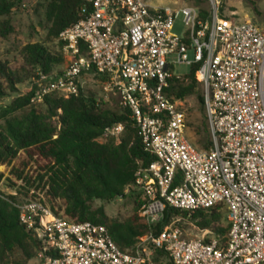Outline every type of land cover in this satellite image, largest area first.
I'll list each match as a JSON object with an SVG mask.
<instances>
[{"label": "built area", "instance_id": "obj_1", "mask_svg": "<svg viewBox=\"0 0 264 264\" xmlns=\"http://www.w3.org/2000/svg\"><path fill=\"white\" fill-rule=\"evenodd\" d=\"M82 1L81 19L56 39L68 63L60 72L37 73L31 105L51 95L78 96L83 76L97 77L154 158L135 172L141 217L152 226L167 207L194 213L223 206L228 241L210 230L188 238L170 224L138 238L128 253L103 225L74 223L38 201L15 203L20 224L42 245L40 264H152L155 249L173 264H264V29L223 17L220 0H209L206 15L146 0ZM181 15L185 30L176 36ZM176 65L197 67L209 151L191 143L182 101L167 93L182 77ZM125 131V123L114 124L97 141L120 144Z\"/></svg>", "mask_w": 264, "mask_h": 264}, {"label": "trees", "instance_id": "obj_2", "mask_svg": "<svg viewBox=\"0 0 264 264\" xmlns=\"http://www.w3.org/2000/svg\"><path fill=\"white\" fill-rule=\"evenodd\" d=\"M21 1L0 0V37L14 32L6 17ZM82 6V0H48L49 38L57 39L63 30L76 24L81 19ZM202 13L207 14L206 10ZM21 60V69L0 60V100L14 96L0 114L4 122L0 130V166L19 162L12 168L10 177L0 172V184L5 183L16 191L15 195L0 198V264H19L18 260H8L17 254L23 261L31 260L42 250L40 241L19 222V210L14 204L22 201L17 195L41 202L56 215L74 223L105 226L123 252L134 253L138 238L151 231L158 234L183 216H191L200 230H210L222 244L227 243L229 224L223 206L194 213L167 207L163 221L152 226L137 213L128 221H119L109 217L104 206L95 207L96 201L111 203L126 197L127 190L140 195L137 201L140 207L141 194L134 187L135 172L141 165L148 166L154 158L145 152L138 129L123 110L105 109L82 90L70 98L47 96L41 105L45 111H37L31 105L34 89L21 95L17 86L22 83L24 73L34 71V77L39 72L53 73L54 68L64 63V57L62 53H51L40 43H31L22 48ZM196 72L195 66L188 76L174 77L167 93L179 101L196 97L204 107L203 88ZM117 123L126 125L121 143L116 144L114 140L99 143L97 140L103 131ZM189 124L187 120V129ZM206 126L204 133L211 148L207 118ZM210 148L197 149L209 151ZM154 253L157 258H168L162 250L155 249Z\"/></svg>", "mask_w": 264, "mask_h": 264}, {"label": "rangeland", "instance_id": "obj_3", "mask_svg": "<svg viewBox=\"0 0 264 264\" xmlns=\"http://www.w3.org/2000/svg\"><path fill=\"white\" fill-rule=\"evenodd\" d=\"M146 0L150 4L156 5H169L174 8L189 5L191 7L199 8L201 11L206 10L209 6V0ZM222 9L221 13L225 16H234L238 22L250 21L256 26L264 29V0H220ZM48 0H22L6 19L14 27V32L7 37H0V60L7 61L10 66L21 69V50L24 46L31 43H40L46 47L51 53H62L61 46L57 43L56 39L49 38L50 23L46 19V6ZM185 30L183 23V16L178 17L174 23L172 34L182 36ZM190 57L192 53L190 52ZM68 63L64 57V63L61 66L54 68V72L62 71ZM192 67L187 65H176L175 74L178 76H188L191 73ZM37 75V74H36ZM36 79L34 71L24 73L22 83L17 87L19 94L24 95L33 87ZM83 92L87 96H93L104 106L105 109L120 112L118 100L113 96H108L97 77L92 75H85L82 78ZM14 96L7 97L0 100V114L1 111L9 105ZM39 112H44V106H35ZM182 109L187 115L189 121V128L186 135L199 149H209L211 146L210 140H206V113L205 109L196 97H189L182 101ZM3 120L0 119V130L3 126ZM205 129V130H204ZM110 140H101L100 143H107ZM19 162L14 161L10 165L0 166V172L5 174V177H10V172L14 166H18ZM15 190L9 188L5 183L0 184V194L15 195ZM126 197L114 200L111 203L96 201L94 206H104L106 214L119 221H128L135 213L141 217V207L138 206L137 201L140 200V195L137 193L131 194L129 190L126 191ZM139 195V199L137 197ZM20 201L26 200L23 195H17ZM171 224L179 227L185 236L188 238L200 237V229L197 227L196 222L191 216H183L174 219ZM8 260H18L19 264H40V258L37 256L28 261H23L20 254L14 257H9ZM152 264H171L168 258H157L155 253L151 256Z\"/></svg>", "mask_w": 264, "mask_h": 264}, {"label": "crops", "instance_id": "obj_4", "mask_svg": "<svg viewBox=\"0 0 264 264\" xmlns=\"http://www.w3.org/2000/svg\"><path fill=\"white\" fill-rule=\"evenodd\" d=\"M235 15H233V18H234ZM247 21V20H246Z\"/></svg>", "mask_w": 264, "mask_h": 264}]
</instances>
